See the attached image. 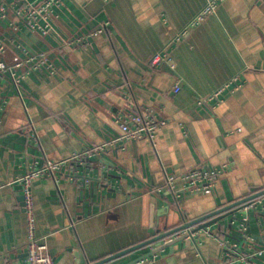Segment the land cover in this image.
I'll list each match as a JSON object with an SVG mask.
<instances>
[{
  "label": "crops",
  "instance_id": "0c3cea01",
  "mask_svg": "<svg viewBox=\"0 0 264 264\" xmlns=\"http://www.w3.org/2000/svg\"><path fill=\"white\" fill-rule=\"evenodd\" d=\"M60 1L48 36L24 27L12 9L0 22L6 60L21 56L19 43L47 52L58 69L28 76L22 94L2 82L0 264H28L15 181L48 161L65 163L54 178L34 180L33 193L37 235L56 264H94L264 190V0H226L200 21L205 0ZM78 38L85 39L72 42ZM169 44L175 71L151 64ZM146 108L168 120L153 141L116 143L69 161L121 135V112ZM199 166H225L212 192L185 190L182 176ZM168 175L176 176L174 192ZM246 217L264 246V209ZM231 220L136 264H222L221 240L234 241L229 234L238 226L230 228ZM153 248L106 264H130Z\"/></svg>",
  "mask_w": 264,
  "mask_h": 264
},
{
  "label": "built area",
  "instance_id": "2783aa9c",
  "mask_svg": "<svg viewBox=\"0 0 264 264\" xmlns=\"http://www.w3.org/2000/svg\"><path fill=\"white\" fill-rule=\"evenodd\" d=\"M107 1V0H106ZM205 6L196 17L195 21L203 20L206 16L216 14L219 5L226 0H205ZM61 7L60 0H0V22L8 19L9 10H13L15 17L27 29L38 32L43 36L50 35L54 30V20L59 17L58 9ZM103 26L88 36H97L106 30ZM15 30L19 27L14 26ZM178 36L175 40H179ZM85 38H78L72 42L81 43ZM155 54L151 60L153 66L160 64L167 65L172 71H175V64L168 52V47ZM21 52V56L12 62L5 61L1 55L6 53L8 44L0 40V108L4 102L3 80H9L19 93L22 94L23 83L28 76L32 74L43 73L47 77L55 76L58 69L56 64L50 59L47 52L33 53L22 44H15ZM181 80L176 82L174 92L181 90ZM229 84L216 92L211 99H220V94L228 87ZM207 100H200L199 104ZM122 133L110 142L93 147L81 155L74 156L69 161L77 160L81 156H87L92 153L102 151L108 145L123 143L129 140H138L149 138L154 140L157 132L164 127L168 120L159 119L155 111L146 108L144 111H124L118 116ZM62 162L48 161L40 167L29 169L26 173L16 179V183L21 186L22 195L24 196V210L27 218V261L28 264H56L54 257L51 255L48 246L41 242L37 235V218L35 214V199L33 193V182L39 177H55L64 165ZM225 167V166H223ZM222 167V168H223ZM222 168H208L199 166L192 171L184 174L182 179L185 183V190L189 192H212ZM175 175H168L166 189L175 191ZM264 209V195L246 205L241 211L244 217L241 221H231L232 227L235 223L237 228H232L229 236L234 239L221 240L224 249V261L222 264H255L254 260L264 256V246H259L256 239L249 232V225L246 215L249 212H260ZM194 237V235H193ZM154 255V259L156 258ZM145 260L141 261L144 262ZM139 262V263H141Z\"/></svg>",
  "mask_w": 264,
  "mask_h": 264
},
{
  "label": "water",
  "instance_id": "95a60500",
  "mask_svg": "<svg viewBox=\"0 0 264 264\" xmlns=\"http://www.w3.org/2000/svg\"><path fill=\"white\" fill-rule=\"evenodd\" d=\"M264 195V190L257 192L249 197H246L242 200H239L237 202H234L228 206H225L223 208H220L214 212H211L201 218L186 221L184 219V222L182 225H179L171 230H166L163 233L155 234L153 238H151L148 241L143 242L140 245L133 246L132 248H129L127 250H124L116 255L110 256L104 260H101L99 262H96L94 264H106L107 262L116 259L118 257H121L123 255H126L130 252H133L137 249H140L142 247L147 246H154V248L144 255L143 257L138 258L137 260L131 262L130 264H136L146 258H149L150 256H153L161 251H164L167 248H172L175 244L183 242L184 240L188 238H193V235L195 233H198L202 230H207L210 226L219 223L223 219H227L228 217H232L231 221L237 220L241 221L240 218H235L232 216L235 212L242 210L246 205H248L250 202H253L257 198ZM24 196H22V206L24 207ZM25 211V210H24ZM252 212H249L248 214H251ZM232 227V224H230V228ZM250 231V230H249ZM174 237V238H173ZM169 239V240H168Z\"/></svg>",
  "mask_w": 264,
  "mask_h": 264
},
{
  "label": "rangeland",
  "instance_id": "374dc122",
  "mask_svg": "<svg viewBox=\"0 0 264 264\" xmlns=\"http://www.w3.org/2000/svg\"><path fill=\"white\" fill-rule=\"evenodd\" d=\"M4 55H5V54H2L1 57H2L5 61L9 62L8 60H6V59L4 58ZM14 61H16V60H14Z\"/></svg>",
  "mask_w": 264,
  "mask_h": 264
}]
</instances>
